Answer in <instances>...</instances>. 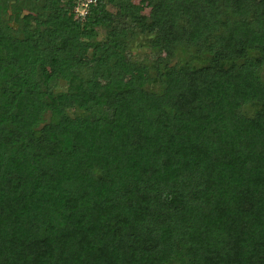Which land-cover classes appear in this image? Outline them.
Wrapping results in <instances>:
<instances>
[{"label":"trees","instance_id":"16d2710c","mask_svg":"<svg viewBox=\"0 0 264 264\" xmlns=\"http://www.w3.org/2000/svg\"><path fill=\"white\" fill-rule=\"evenodd\" d=\"M75 2L0 0V264H264V0Z\"/></svg>","mask_w":264,"mask_h":264},{"label":"rangeland","instance_id":"374dc122","mask_svg":"<svg viewBox=\"0 0 264 264\" xmlns=\"http://www.w3.org/2000/svg\"><path fill=\"white\" fill-rule=\"evenodd\" d=\"M145 13L143 12L142 15ZM96 35L95 38L96 40H101L104 37V31L102 29H96L95 30ZM140 40H136V38H129L128 41V46L131 48L128 52V57L132 59L133 62H135L138 65L145 66L144 67V72L147 74L146 79L147 81L143 82L142 85L145 87H148L147 84L153 80L152 77V66H153V56H151V53H148L149 51L147 50H141L139 48L140 46ZM151 79V80H150ZM77 82V78L75 79L74 77L69 76L68 79L66 80H56V85L58 90L64 91L69 83L74 84ZM149 85V84H148ZM46 117V116H45Z\"/></svg>","mask_w":264,"mask_h":264},{"label":"built area","instance_id":"2783aa9c","mask_svg":"<svg viewBox=\"0 0 264 264\" xmlns=\"http://www.w3.org/2000/svg\"><path fill=\"white\" fill-rule=\"evenodd\" d=\"M72 13L75 19L83 20L88 13L89 6L94 4V0H75Z\"/></svg>","mask_w":264,"mask_h":264}]
</instances>
